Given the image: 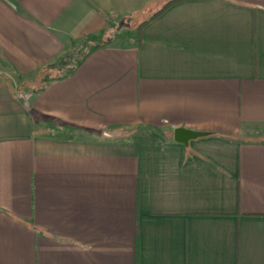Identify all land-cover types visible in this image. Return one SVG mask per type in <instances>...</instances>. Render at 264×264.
Wrapping results in <instances>:
<instances>
[{
	"label": "crops",
	"instance_id": "crops-1",
	"mask_svg": "<svg viewBox=\"0 0 264 264\" xmlns=\"http://www.w3.org/2000/svg\"><path fill=\"white\" fill-rule=\"evenodd\" d=\"M168 1L0 0V264H264V0Z\"/></svg>",
	"mask_w": 264,
	"mask_h": 264
},
{
	"label": "water",
	"instance_id": "water-1",
	"mask_svg": "<svg viewBox=\"0 0 264 264\" xmlns=\"http://www.w3.org/2000/svg\"><path fill=\"white\" fill-rule=\"evenodd\" d=\"M207 132L190 130L186 128H175L174 139L178 142L187 144L191 138H196L198 136L205 135Z\"/></svg>",
	"mask_w": 264,
	"mask_h": 264
},
{
	"label": "trees",
	"instance_id": "trees-1",
	"mask_svg": "<svg viewBox=\"0 0 264 264\" xmlns=\"http://www.w3.org/2000/svg\"><path fill=\"white\" fill-rule=\"evenodd\" d=\"M177 0H170L167 3L164 4V6L159 9L158 11H156L152 17H155L156 15H158L160 12H162L166 7H168L170 4H172L173 2H175ZM147 21V20H146ZM146 21H144L140 26H142Z\"/></svg>",
	"mask_w": 264,
	"mask_h": 264
},
{
	"label": "rangeland",
	"instance_id": "rangeland-1",
	"mask_svg": "<svg viewBox=\"0 0 264 264\" xmlns=\"http://www.w3.org/2000/svg\"><path fill=\"white\" fill-rule=\"evenodd\" d=\"M127 25V24H126Z\"/></svg>",
	"mask_w": 264,
	"mask_h": 264
}]
</instances>
